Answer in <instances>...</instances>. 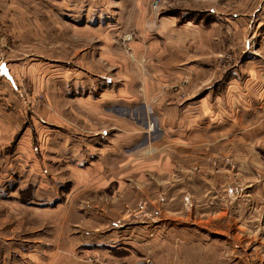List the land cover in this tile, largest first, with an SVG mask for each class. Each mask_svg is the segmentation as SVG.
I'll use <instances>...</instances> for the list:
<instances>
[{"label": "rangeland", "instance_id": "rangeland-1", "mask_svg": "<svg viewBox=\"0 0 264 264\" xmlns=\"http://www.w3.org/2000/svg\"><path fill=\"white\" fill-rule=\"evenodd\" d=\"M241 1L0 0V63L14 66L20 90L7 95L3 92L5 98L0 95V106L10 112L11 123L19 124L11 144L0 148V176L5 178L6 165L13 166L10 197L0 195V245L18 244L16 264H30L29 251L21 248V241L35 243L45 254L39 264H130L129 257L131 264H264V197L241 192L233 179V163L210 164L202 173L197 166L191 167L186 178L177 167L159 175L157 184L142 189H119L113 184L106 190H80L72 186L61 166L63 161L68 163L60 158L69 157L67 142L58 147L49 134L40 135L36 118L39 111L48 112L50 105L46 67L55 64L62 70V64L68 63L63 60L64 49L69 51L71 65L77 63L78 51L86 53L88 76L93 81L97 74L95 60L102 47L94 36L114 35L122 53L134 58L127 45L134 37L125 31L133 21L176 18L182 25L192 21L209 26L218 16L209 9L231 10ZM197 2L203 5L201 9L193 7ZM109 22L117 25L108 33L102 27ZM118 28L125 31L123 39L115 36L121 32ZM78 29L86 32L85 37L75 33ZM222 32L226 49L215 61L221 78L245 59L242 48L234 45L238 41L231 32ZM98 65L103 66L100 62ZM105 71L103 66L101 72ZM40 76L41 89L37 87ZM207 83L190 86L185 80L177 88L179 97L189 101L192 92L205 90ZM7 84L0 83L3 91ZM55 95L60 102L63 95L58 91ZM21 140H27L29 158L20 154L24 152L19 149ZM144 152L140 151L137 158L149 159L160 151ZM42 177L57 186L50 184L48 191H39L37 182ZM135 226L145 230L139 244L136 233L121 236L125 231L136 232L131 228ZM131 237H135V243H128ZM65 243L66 248L77 251H59ZM123 246L126 250L119 251Z\"/></svg>", "mask_w": 264, "mask_h": 264}, {"label": "crops", "instance_id": "crops-1", "mask_svg": "<svg viewBox=\"0 0 264 264\" xmlns=\"http://www.w3.org/2000/svg\"><path fill=\"white\" fill-rule=\"evenodd\" d=\"M241 2L231 10L209 9L218 15L209 26L192 21L182 25L176 18L133 21L125 31L134 37L127 43L134 58L122 53L114 35L94 36L102 47L95 60L97 74L93 81L89 80L86 53L78 51L77 63L71 65L69 51L64 49L63 60L68 63L62 64V70L55 64L46 67L50 105L48 112L39 111L37 128L40 135L52 136L58 147L67 142L69 157L60 158L68 163L62 160L61 166L74 188L106 190L115 184L119 189H142L157 184L159 175L177 167L186 178L191 167L197 166L202 173L210 164L229 162L233 163V179L241 192L264 197V0ZM193 7L201 9L203 5L197 2ZM115 24L109 22L102 29L115 31ZM223 30L238 41L234 45L242 48L245 59L221 78L215 61L226 49L221 40ZM125 31L121 29L115 36L122 38ZM75 33H82L81 38L86 34L82 29ZM99 62L112 71L101 72ZM12 68L15 70L8 62L0 63L2 82L10 84L6 91L0 87L4 98L7 93L20 91ZM42 77H38V88ZM185 80L190 86L207 82L209 86L192 92L191 99L183 101L177 88ZM56 91L63 95L60 102ZM5 108L0 106V148L11 144L19 126L11 123ZM26 141L21 140L19 149L25 152H20L22 157L29 158ZM140 151L143 155L144 151L160 152L142 160L137 158ZM12 167L6 165L5 178L0 176V195L4 198L10 197ZM37 183L39 191L57 186L48 184L45 177ZM131 228L136 232L125 231L121 236L136 233L139 244L145 230ZM113 236L112 232L108 238L113 240ZM127 240L136 242L135 237ZM19 244L29 251L30 264L42 262L45 254L35 243ZM61 246L59 251L64 253L77 251L66 248V243ZM118 250L126 249L123 246ZM19 251L14 242L0 245V264H16ZM130 258L127 262L131 264Z\"/></svg>", "mask_w": 264, "mask_h": 264}, {"label": "built area", "instance_id": "built-area-1", "mask_svg": "<svg viewBox=\"0 0 264 264\" xmlns=\"http://www.w3.org/2000/svg\"><path fill=\"white\" fill-rule=\"evenodd\" d=\"M159 4L158 3H156V6H158ZM140 264H153L152 262H149V261H147V262H143V263H140Z\"/></svg>", "mask_w": 264, "mask_h": 264}]
</instances>
